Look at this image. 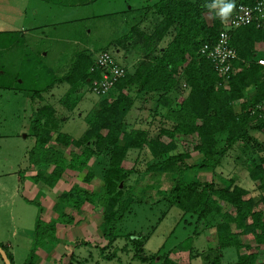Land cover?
Wrapping results in <instances>:
<instances>
[{"label":"trees","instance_id":"obj_1","mask_svg":"<svg viewBox=\"0 0 264 264\" xmlns=\"http://www.w3.org/2000/svg\"><path fill=\"white\" fill-rule=\"evenodd\" d=\"M42 1L84 6L100 0ZM257 1L260 0H136L129 4L126 0L115 13L123 17L118 34L99 47L73 49L65 72L58 74L52 84L66 82L76 88L86 84L91 90L92 80L100 78V71L91 69L93 53L121 48L138 50V54L130 66L121 65L125 74L108 92L97 95V104L87 114L86 128L79 137L54 129L56 110L51 105L43 103L34 109L30 120L34 144L26 152L27 166L35 169L31 181L53 188L65 174L85 171L81 181L89 183L95 176L89 163L93 158L100 166L101 184L87 190L74 183L61 191L52 206L55 217L48 221L41 219L42 208L38 207L32 244L22 264H36L41 242L55 240L57 223L73 222L74 216L64 212L66 206L76 213L89 205L101 208L99 226L105 247L116 240V225L130 212V205L141 200L131 194L133 186L124 183L132 174L138 177L141 173L135 162L130 168L122 165L133 150L149 155L145 174H173L170 187L157 194L162 193L183 215L194 218L199 234L208 231L210 243L202 251L189 247V258L200 257L202 264H264V141L253 135L258 132L264 136V73L257 63L258 58H264V26L249 24L229 32L236 58L226 85L211 61L198 53L200 46L214 41L223 28L229 16L221 18L218 14L223 4L232 3L233 10L239 3L252 5ZM22 41L25 42L21 37ZM50 85L34 91L32 98L41 99V92ZM73 91L65 93V106ZM143 100L152 103L149 119L128 123L127 115L135 101ZM76 101L71 99L69 107ZM192 135L198 139L193 149L201 159L197 164H186L189 154L176 150V139ZM51 142L78 150H70L66 157ZM235 152L249 162L247 178L255 194H251L253 189L238 184L234 176L216 173V168H222L225 159ZM199 170L218 176L222 185L198 180ZM130 240H136L132 258L155 260L158 256L162 264H189L170 258L176 246L159 255L160 247L147 257L141 255L140 241ZM0 247L14 264L7 247ZM231 248L234 259L223 262L224 252Z\"/></svg>","mask_w":264,"mask_h":264},{"label":"rangeland","instance_id":"obj_2","mask_svg":"<svg viewBox=\"0 0 264 264\" xmlns=\"http://www.w3.org/2000/svg\"><path fill=\"white\" fill-rule=\"evenodd\" d=\"M125 1L100 0L90 5L67 6L42 0H0V33H3L0 34V244L14 254L15 264L25 261L32 244L38 207H44L42 192L35 191L33 196L25 195L17 181L25 171L30 175L35 173L32 166H27L26 159V152L34 144L30 134L33 111L43 103L49 104L56 110L54 129L74 138L83 133L85 118L99 97L86 84L76 88L66 82L52 84V80L65 72L74 48L93 49L119 33L123 17L115 13L124 7ZM128 1L129 4L136 3V0ZM205 16L210 21V15L206 13ZM21 37L25 42H21ZM109 52L119 64L126 66H130L138 54V50L124 51L121 48ZM47 85L50 88L41 92V99L32 98L34 91ZM71 89L75 91L70 93L68 105L65 106V93ZM71 99H77L72 108L69 107ZM151 107L150 100L135 101L127 115L128 123L134 125V120L142 122L149 119ZM253 135L264 141L261 133L253 132ZM162 139L168 141L166 137ZM197 142L196 135L179 136L176 139V150L189 154L184 163L200 162V153L193 149ZM50 145L62 151L66 157L70 150H78L55 142ZM234 154L240 157L233 158ZM232 156L225 159L222 168H216V173L220 172L224 177L234 176L238 184L253 189L251 194H255L257 191L247 178L246 167L249 162L238 152L232 153ZM135 157L137 160H134ZM148 159L147 152L137 153L133 150L122 163L123 167L130 168L135 162L140 170L138 177L132 174L124 183L131 184V194L141 200L133 202L130 212L116 225L117 238L112 244L105 247L106 241L101 237V208L95 209L89 205L76 213L66 206L67 210L65 208L64 211L73 214L75 221L61 224L55 240L51 238L41 242L39 249L43 252L36 264H162L158 256L155 260L132 258L136 240L133 242L130 239L140 241L141 255L147 257L160 247L159 255L178 246L169 255L175 261H185L189 247L200 248L201 251L205 249L210 243L208 231L199 234L194 218L183 215L175 205L164 199L162 193L156 192L166 191L170 187L173 174H145L143 170ZM89 163L90 169L95 172L94 178L89 183H83L81 178L85 171L67 173L54 190H46L50 201L45 210L53 211L51 205L60 191L74 183L87 190L96 189L101 184L100 166H96L93 158ZM25 178L31 181V176ZM197 178L200 181L212 180L216 186L222 185L218 176L206 170H199ZM37 186L45 188L42 184ZM44 217L49 220L47 216ZM242 240L252 242L246 238ZM51 250L57 252L50 258L48 252ZM233 252L232 248L227 249L223 262L228 261L227 254ZM190 263L201 264L202 261L200 258H191Z\"/></svg>","mask_w":264,"mask_h":264},{"label":"built area","instance_id":"obj_3","mask_svg":"<svg viewBox=\"0 0 264 264\" xmlns=\"http://www.w3.org/2000/svg\"><path fill=\"white\" fill-rule=\"evenodd\" d=\"M254 24L264 26V0L252 5L237 4L226 19L223 28L218 32L216 39L210 43H203L198 53L210 60L217 75L222 77L223 84L234 71L232 60L236 52L229 43V32L235 28ZM257 63L264 73V58H258ZM92 68L100 71V78L91 82V90L96 95H102L114 85L116 80L125 74V68L119 64L112 53L100 51L95 54Z\"/></svg>","mask_w":264,"mask_h":264},{"label":"crops","instance_id":"obj_4","mask_svg":"<svg viewBox=\"0 0 264 264\" xmlns=\"http://www.w3.org/2000/svg\"><path fill=\"white\" fill-rule=\"evenodd\" d=\"M261 53L263 54V57H264V51H261ZM26 172V171H25ZM24 172V174L22 175V178L21 179H19V178H17V181H18V183H19V186L21 187V189L23 190V192H24V194L25 195H31L32 194V196L34 195L33 193L35 192V191H40V192H42V194L44 195V200H43V202H44V207L42 208V211H41V214H40V217H41V219L43 220V221H48V219H45V217L44 216H47V218H49V220L51 219V218H53V217H55V213H54V211H48V210H45V208L48 206V196H49V193L46 191V190H54L55 189V187L57 186V184L60 182V180L62 179H60L58 182H57V184L53 187V188H48V187H46V186H44V185H42V186H44L45 188L43 189L42 187L41 188H36V187H38L37 185H41V184H39V183H37V184H35V183H33L32 181H28V180H26V178L25 177H28V176H32V175H30V174H26ZM66 175V174H65ZM21 177V176H20ZM64 177V176H63ZM22 181V182H21ZM63 190H66V189H63ZM62 190V191H63ZM22 192V193H23ZM61 192V191H60ZM50 201V200H49ZM54 204V203H53ZM51 207H52V205H51ZM49 210H50V208H49ZM65 210H67V208L65 209ZM50 212V213H49ZM66 214H68V215H71V214H69L67 211H64ZM49 213V214H48ZM73 215V214H72ZM74 216V215H73ZM75 218V217H74ZM74 221H75V219H74ZM60 223H57L56 224V232H55V234H57V231H58V229H60ZM68 226V225H67ZM58 237H60V235H57ZM72 237V236H71ZM61 238V237H60ZM57 245H58V243H57ZM192 248H194V249H196V250H200V248H195V247H192ZM176 249H178V246H176ZM43 251H41L39 248L37 249V251H36V254H37V256L38 257H40V255H41V253H42ZM56 252L57 251H53V250H51L50 252H48L49 253V256H50V258L53 256V254H56ZM47 253V254H48ZM11 254H12V257H13V260H14V254L11 252ZM51 254V255H50ZM186 260L185 261H188L189 262V264H191L190 263V260H191V258H189V254L187 253V255H186ZM46 258V257H45ZM194 258H200V257H194ZM227 259H229V260H233L234 259V255H232V253H229V254H227ZM46 260V259H45ZM15 264V263H14ZM52 264V263H51ZM202 264V263H201Z\"/></svg>","mask_w":264,"mask_h":264},{"label":"clouds","instance_id":"obj_5","mask_svg":"<svg viewBox=\"0 0 264 264\" xmlns=\"http://www.w3.org/2000/svg\"><path fill=\"white\" fill-rule=\"evenodd\" d=\"M215 6V5H213ZM233 8V4L232 3H225L223 4V6L220 8V11H219V15L221 16V18H224L226 17L232 10Z\"/></svg>","mask_w":264,"mask_h":264},{"label":"water","instance_id":"obj_6","mask_svg":"<svg viewBox=\"0 0 264 264\" xmlns=\"http://www.w3.org/2000/svg\"><path fill=\"white\" fill-rule=\"evenodd\" d=\"M121 187V183H119ZM0 257L2 259L3 264H10L9 259L7 258L6 252L0 247Z\"/></svg>","mask_w":264,"mask_h":264}]
</instances>
